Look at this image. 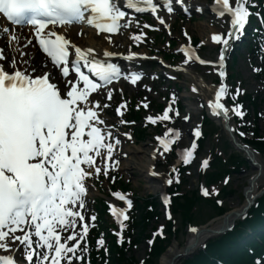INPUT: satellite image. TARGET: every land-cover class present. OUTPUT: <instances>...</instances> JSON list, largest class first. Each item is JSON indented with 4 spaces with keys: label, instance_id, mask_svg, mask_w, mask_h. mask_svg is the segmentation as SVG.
<instances>
[{
    "label": "snow or ice",
    "instance_id": "6c2138e0",
    "mask_svg": "<svg viewBox=\"0 0 264 264\" xmlns=\"http://www.w3.org/2000/svg\"><path fill=\"white\" fill-rule=\"evenodd\" d=\"M125 2L128 8L138 12L150 10L155 14L161 7L156 0ZM176 2L183 4L184 0ZM164 6L168 13L174 11L173 0H166ZM213 9L221 18L230 17V27L227 35L214 33L211 39L228 46L232 39L240 38L252 15L250 0H214ZM0 17L9 22L8 27L0 25V34L10 42L19 44L11 25L30 26L39 49L51 58L61 76V79H53L49 71L41 72L37 67H32L31 71L21 69L17 57H5V50L0 48V250L4 253L0 254V264H20L18 254L26 264H61L62 261L75 264L74 257L82 259L85 249H81L80 256L76 254L77 249L89 232L83 211L88 191L86 180L101 173L97 158H101V164L111 161L115 146L120 144L118 138H113L114 126L106 125L100 116L108 104L90 97L118 79L122 71L110 61L95 58L93 48L77 46L56 28L87 22L98 32L116 33L126 12L121 0H0ZM157 19L164 23L162 16L157 15ZM143 35H135L134 39L140 40ZM108 39L111 40V36ZM182 51L186 56L185 64L193 59L209 63L201 60L191 47ZM103 55L112 57L116 53L105 50ZM224 60L222 49L221 65ZM21 63L29 61L24 59ZM44 67H47L46 62ZM85 68L88 72L83 70ZM141 75L131 73L128 78L135 84ZM219 75L224 77L226 73L221 70ZM193 91H196L195 86ZM239 91L236 90L237 95ZM227 92V86L222 83L214 93L215 100H209L216 115L229 112L221 102ZM111 98L112 91L108 90L107 99ZM121 107L124 105L116 111L122 116ZM242 107L237 104L233 109L240 117L245 115ZM169 111H172L171 105L163 116L147 119L152 123L157 119H171ZM195 135H201L199 129ZM178 137L179 131L169 128L164 137L157 139L163 149L169 151ZM196 148L193 142L190 148L182 150L185 164L191 161ZM208 163L205 159L203 166L207 167ZM107 174L105 167L104 175ZM167 182L171 184L172 179ZM224 182L228 183V178ZM202 192L210 195L207 188H202ZM115 195L125 199L120 193ZM165 203H168L167 198ZM127 204L131 207L132 201L128 200ZM112 211L118 218L127 219L125 209L113 208ZM90 219L95 221L96 216ZM123 227L121 222V229ZM62 233L68 234L62 237ZM160 234H163L162 228ZM120 239L122 242L123 237ZM104 243L102 238L98 240L99 245Z\"/></svg>",
    "mask_w": 264,
    "mask_h": 264
},
{
    "label": "rangeland",
    "instance_id": "374dc122",
    "mask_svg": "<svg viewBox=\"0 0 264 264\" xmlns=\"http://www.w3.org/2000/svg\"><path fill=\"white\" fill-rule=\"evenodd\" d=\"M202 2H210V0H201ZM221 23V24H219ZM225 25L226 22L223 21H216L213 22L212 19L208 18V16L203 15V14H197L194 16L193 20L191 22H183L180 18H177V22L175 23V26L178 28L177 30V38H180V30L183 26H185L188 31L191 33V35L194 38H197L199 40H201V42L203 41V46L205 47L203 49V53L206 57H209L210 59L215 60L216 59V55H217V48L214 47L213 45L210 44L209 42V38L212 32V27L215 26V28L218 30H225ZM220 31V32H221ZM162 36V35H159ZM160 37L156 40H159ZM176 39V38H175ZM166 40V39H165ZM160 46L159 48H161V46L163 47L165 45V41L160 42ZM162 49V48H161ZM167 52V51H166ZM239 56H238V61L236 64L230 63V72L232 71L231 68L234 66L233 68V72L235 73V83H237V86H232L233 82H229L230 83V88L231 90L233 88H238L241 93H252L256 98H257V105L255 107H252L251 104H249L248 102H246L245 104V111H249V121H252V119L257 116V113H260V117L257 118V125L259 126L260 130L262 132H264V81H259L257 80V78L255 77V72L252 69L253 65H258L260 60L254 58L253 60H250L249 58V54H248V50L247 49H243L240 50L239 52ZM193 68V70H195L197 73L202 74L205 78V80L207 81H212V79L215 77V71H211V70H206V69H202V68H198V67H191ZM232 83V84H231ZM191 82L190 80H188L186 78V76H183L180 78L179 80V87L182 89V96L184 97L183 99V103L185 105V108L183 110V112L181 113L180 117L185 115L187 113V111L189 110L190 107H194L196 108L195 110H192L191 113L192 114V118L191 121L189 122V124H186V122H182L180 121V117L179 119L176 120V122L174 124H172L171 126H180L182 127V131H183V140H182V146H188V144L191 142L192 140V134H191V130H192V126H198L199 124L202 125L203 122V108H201L204 105V98L203 96H199L198 98H189L188 96L193 92V90L189 89ZM160 92L159 97H157L154 102L157 101H162L165 99H163L164 96H167L169 98L170 93L173 92V94H175V92L173 91V89H165V86H161L160 88L158 87V93ZM145 94V92L141 91V89H139L138 94H133V95H128V98H130L129 96H131L133 98V100L135 102L140 101V98H142V95ZM156 94H152V98H155ZM154 104V103H153ZM202 105V106H201ZM154 107V106H152ZM155 110V108H154ZM148 112H143V119L145 117V115ZM173 114V113H172ZM181 122V123H180ZM222 121H215L212 123L211 126L207 125V130L205 128L202 127V130L206 131L207 133H211V135L207 136L206 140L204 141V148L203 150L200 151L199 157L200 158H209L211 151L215 150L216 148H218V150H221L223 156L221 157H225L226 160L229 159L231 154H234L235 151L240 152L239 150H237L228 140V137L224 131L223 128V124L220 123ZM203 126V125H202ZM156 133V130L153 129H147L146 131V139L144 141H140L137 143H130L129 147L131 148H135V147H140V146H147L152 148V135ZM159 133V131H158ZM150 143L152 146H150ZM242 155H244L242 153ZM259 155V154H258ZM168 158V157H167ZM166 158V159H167ZM223 158V159H225ZM259 158L261 160V162H264V156L263 155H259ZM166 159H161L160 161H158L157 165H158V169L157 171L160 173H168L171 169V167L173 166V164L175 163V160L170 161V159L166 162ZM198 159L195 162L193 167H190L188 170L185 171V177H186V184H185V189L187 191H192L193 189H196L200 183L201 180V173H200V164L198 163ZM257 173V170L250 165L247 168H244L241 172L238 173H233L231 174L228 184H229V188H231L232 190H234V192H232L229 196H226V198L224 199V206L227 207L226 213H224L222 216H219V214L217 213L216 210H213L210 205H200L199 206V210L200 212L197 211V220L195 222V224L198 225H202V226H206L209 225L210 222L212 221H220L223 222V216L229 212H233V210H239L241 208H243V206L246 204V200H245V195H244V191L246 189V187L248 186L249 183V179L254 176ZM115 175L118 176H122L124 178V180L126 182H128L130 184L131 187H133L137 193L140 196L146 197V196H155V197H160L161 193L165 190H160L159 188H157L158 186L163 185V180L162 178H152L149 181H145L142 177H139V174H133V173H124L121 170L116 169L114 171ZM227 178V176L225 175L223 178H221L222 180V184H224L225 179ZM107 180H104L101 185L102 187L106 188L105 195L109 193V189H107L108 185L112 184L113 182V177L111 175L110 178H106ZM221 184V182H220ZM221 184V185H222ZM264 186V178H263V182L261 183ZM262 186V187H263ZM209 190H215L214 187H209ZM220 187V185H219ZM94 198L96 197H100V195H95L93 196ZM92 202H94V200H92ZM92 204V203H90ZM89 208L91 209L92 212H94V208L93 206H89ZM162 210H164L162 208ZM158 219V218H157ZM156 219V220H157ZM180 221V219H179ZM181 225V224H180ZM182 228V227H181ZM180 228V229H181ZM188 236V232H187V228L183 227L179 233L178 236V242L181 244V246L185 247V240L187 239ZM213 236H210L209 238H211ZM147 250V245H146V239L142 240L137 247L134 248V253L137 256L138 259H142L145 255V252ZM168 250V249H167ZM108 264H111L110 261L108 262ZM160 264V261L159 263Z\"/></svg>",
    "mask_w": 264,
    "mask_h": 264
},
{
    "label": "bare ground",
    "instance_id": "6f19581e",
    "mask_svg": "<svg viewBox=\"0 0 264 264\" xmlns=\"http://www.w3.org/2000/svg\"><path fill=\"white\" fill-rule=\"evenodd\" d=\"M167 20H168V22L171 21V15L167 16ZM79 30H83L85 32V34L82 36V38L77 36ZM217 31L218 30L215 27L212 28L213 34L217 33ZM24 34H25L24 32L22 34L20 32L18 37L20 38ZM67 35L69 36L71 41L76 42L79 45H82L81 47L84 46V47H91V48L95 49L97 51L96 54L94 55L95 58H101V56L103 55L104 49L109 48L110 46L113 45V44H110L106 41V39H105L106 37L104 35H100V36L96 35L91 30H89V28H87L83 25H80V26L75 25L72 27H68ZM118 37H120V38H117L115 41L113 40V43H114L113 49H112L113 52H117V53L123 52L125 57H127V55L132 56V53L134 52V50H132V49H136L135 45L131 41L126 40L128 37H125V36L121 37L120 35ZM21 42H25V41H21ZM12 43H13V46H12L13 50L19 49L20 44L18 45L14 41H12ZM126 45H129L131 49L129 50V48ZM29 47H31V46H29ZM121 47H125L126 49L120 50ZM29 49H27V48L22 49V52H26ZM135 52H136V55L132 56L131 59L128 58V60H131L132 62H135V63L137 62L138 59L144 60V61L151 60V58L149 57V54L146 50H142V51L138 50ZM34 60H36L37 62L40 61L38 54L37 55L35 54ZM117 60H118V62H122V60L120 58H117ZM188 72H189L188 74H189L190 78L193 80L194 84L196 85L198 92L206 96L207 105L209 106V100L213 99V97H209L210 95H207V93L209 92L210 82H207V86L205 88L202 86H199L198 81H200V78L202 77V75L196 74L192 70H189ZM204 81L205 80H203V82ZM129 87H130L131 93H133V91H134L133 84H129ZM209 108H211V107H209ZM192 109H194V108H190L189 111ZM213 113H214V111H213ZM153 148H150L147 146H140V147H135V148L125 147L123 152H122V155L124 156V160H122L120 168H122V170L124 172H128V173L132 172L133 174H139V177H142L145 181L151 180V178L155 174L153 173L151 175L152 177H150V175H149L150 167L152 165H155L159 159L158 156L153 155V153H154ZM251 157L255 161H258L261 164V167H262L261 170L262 171H261V175L259 176V178H257L254 181V187H253V190L249 193V195H248L249 197H251V195L255 194L256 192H258V190H260V185H261L262 179L264 178V163L260 162L258 155L255 153H251ZM254 168H256V170L259 171L258 166H254ZM164 177H163V181L165 182ZM157 188L165 189V186L161 185V186H158ZM196 211L200 212L199 208H197ZM232 219H233V216L228 215V222L232 221ZM221 224H223V223L220 221H212L210 223V225H206V226L212 227V228H218L221 226ZM202 228H206V227H202ZM207 236H208V233H204V232H201L200 234L189 233L187 236V239L185 240L186 247L187 246L190 247L189 248L190 252L194 251L197 247H199L200 243H203L204 239ZM184 251H186V248L184 246L182 247L180 243L178 244V242L174 243L168 249V251L161 257L160 264H179L178 263V257Z\"/></svg>",
    "mask_w": 264,
    "mask_h": 264
},
{
    "label": "trees",
    "instance_id": "16d2710c",
    "mask_svg": "<svg viewBox=\"0 0 264 264\" xmlns=\"http://www.w3.org/2000/svg\"><path fill=\"white\" fill-rule=\"evenodd\" d=\"M258 132V130H257ZM259 133V132H258ZM253 143L257 145V147L261 150H264V141L260 140H254ZM233 163H240L242 162L241 158H232ZM218 178V174L215 173V175H209L208 180L214 181ZM174 189V188H172ZM172 192V191H171ZM203 199L198 195L197 191H193L191 194H185V195H179L174 198L173 200V213L175 215H182V219L184 223L190 222L193 220V212L192 209L197 205L198 203L202 202ZM213 201V202H212ZM209 200L210 204L214 207V209L218 213H223L225 211L224 207L218 206L214 200ZM208 202V203H209ZM149 200L145 202V206L141 209V214L143 210L148 206ZM155 208L158 207V203L154 201ZM140 208V206L138 207ZM157 210V209H156ZM146 214H142V219L138 222L140 223V226L142 227L141 233H144L146 231V227L148 226V222L152 217V211L151 209L145 210ZM263 213V214H262ZM255 220H249V224L253 225L257 220L264 219V200H261L260 208L255 211ZM150 218V219H149ZM148 220V221H147ZM247 223V222H246ZM246 223L244 225H246ZM262 223V222H260ZM173 223L169 222L168 225V232L171 236H173V231L171 229V225ZM241 231L235 230L233 232L228 233L227 235L211 240L209 243V246L206 251L198 253L193 259L186 261L184 264H217L215 261L211 260L209 258L210 255L221 257L227 261H231L234 264H239L240 259L242 257H249L247 253H237L232 251V247L236 245ZM158 240L153 245L154 251L152 254V259L147 262V264H155L157 259L161 256V254L165 251V247L167 245V241ZM236 248V247H235ZM113 252L115 253L117 260H115L116 264H137V261L135 258H130L127 256L125 247H119L115 241L113 240L112 245ZM156 260V261H155Z\"/></svg>",
    "mask_w": 264,
    "mask_h": 264
}]
</instances>
